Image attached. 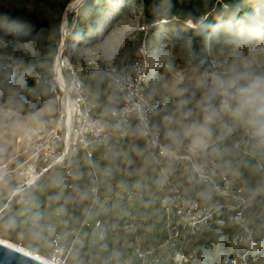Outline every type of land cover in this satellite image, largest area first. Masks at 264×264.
Instances as JSON below:
<instances>
[{"label": "rangeland", "instance_id": "374dc122", "mask_svg": "<svg viewBox=\"0 0 264 264\" xmlns=\"http://www.w3.org/2000/svg\"><path fill=\"white\" fill-rule=\"evenodd\" d=\"M5 1L0 0L1 3ZM107 1L110 7L101 8L93 24L90 23V12L82 6L84 0H21V7L29 14L60 17L59 37L74 27L73 37L68 40V56L76 59L80 66L83 61L97 56L102 60L112 59L116 56V48L119 49L126 39L133 42L136 49L145 44L150 63L147 97L153 105L155 119L159 117L161 121V125L156 126L179 151H192L199 159L213 156L218 160L220 141L236 136L238 142L264 158V144L245 126L220 113L219 101H205L196 90L202 83H211L215 87L214 81L240 74H264V39L233 45L211 37L212 65L210 72H201L189 61L181 59L171 46L170 38L182 31L181 25L161 21L145 35L140 30L141 24L147 22L141 0ZM65 34L68 35V31ZM58 40L52 42L43 56L33 41L8 43L0 38V50L29 52L38 56L39 65L47 67L54 60L53 53L60 44ZM104 53L113 54L107 57ZM5 58L8 56L0 52V61ZM90 76L87 77L89 82L95 79L99 85L110 86L102 76ZM26 94V91L0 94V201L5 196L8 199L11 192L30 177L31 146L53 129L57 119L59 107L53 94L31 114L23 112L22 105L17 103ZM113 96L116 99V95ZM71 165L75 173L81 174L74 178L72 186H59L61 172L58 171L50 177L39 178L32 186L28 207L10 205L0 210V238L21 248L24 247L22 243H32L35 253L44 258L52 250L51 223L56 225L62 241L70 240V231L78 229L89 207L87 190L91 187L88 164L81 153L73 155ZM163 166L170 167L167 163ZM95 167L102 171L101 193L113 200L105 204L101 217L103 225H90L81 230L80 242L74 246L66 264L75 263L73 252H76L78 264H132L137 257L136 247L148 251L143 264H178L181 258L177 254L182 252L192 254L187 264H204V255L199 249L196 253L190 249L185 233H175L166 227L162 202L171 188L181 189L176 182L177 167L172 174L167 169H157L148 153L132 143L123 151L105 152L103 158H97ZM191 182L200 183L197 180ZM262 186L264 190V179ZM201 202L209 206L227 203L210 194ZM250 207L247 213L251 215L257 238L241 264H264V196L251 197ZM91 211L94 213L93 209ZM117 234H120L118 240Z\"/></svg>", "mask_w": 264, "mask_h": 264}, {"label": "built area", "instance_id": "2783aa9c", "mask_svg": "<svg viewBox=\"0 0 264 264\" xmlns=\"http://www.w3.org/2000/svg\"><path fill=\"white\" fill-rule=\"evenodd\" d=\"M153 25L155 23L145 22L141 24L140 30L148 35ZM67 31L69 35L70 30L65 33ZM65 33L59 37L60 44L53 53L54 60L52 59L49 67L52 94L59 107L55 126L31 146L28 160L30 177L34 175V180L28 183L29 177L15 188L0 210L3 211L10 205L28 207L32 200V186L39 178L50 177L58 171L61 172L58 175L59 186H72L74 178L81 174L74 172L71 160L75 153H81L88 164L87 172L91 182V187L87 190L89 207L78 229L70 231L68 242L62 241L63 237L54 223L50 225L52 250L46 258L52 264H66L74 246L80 242L81 230L90 225H103L101 217L105 204L113 200L111 196L101 193L102 171L95 167L97 158H103L105 152L110 154L113 151L125 150L133 134L157 169H167L169 174H172L174 167L179 171H186L194 180L206 185L209 192L217 195L220 201H227L224 206L203 205L200 199L184 195L175 189L171 182L169 184L173 188L162 202L166 227L175 230V233L194 232V229L200 226L211 224L212 215L222 207L226 219L219 217L215 222L219 225L229 222L238 226L240 235L237 244L243 247L244 252L240 258L239 255L229 257L227 254H221L219 263L241 264L251 246L256 244V231L250 226L247 217L251 195L246 193L234 168L220 165L213 156L199 159L192 151H179L164 137L161 129L151 123L153 105L146 92L150 63L145 44L137 49L129 62L102 60L97 56L80 66L75 65L66 52L68 35ZM90 75H99L106 79L116 95V103L106 112L101 110L97 96L91 89V83L87 80ZM165 163L170 167L165 168ZM181 247L182 245L179 249ZM139 250L135 248L137 257L132 264H143L144 255L148 251ZM197 251V248L193 249L194 253ZM177 256L181 258L177 261L178 264H187L192 254L182 252Z\"/></svg>", "mask_w": 264, "mask_h": 264}, {"label": "trees", "instance_id": "16d2710c", "mask_svg": "<svg viewBox=\"0 0 264 264\" xmlns=\"http://www.w3.org/2000/svg\"><path fill=\"white\" fill-rule=\"evenodd\" d=\"M141 1L147 22L155 23L150 32L161 21L164 23L173 22L182 26L180 33L172 34L171 46L179 53L181 59L189 61L193 68L201 72H210L212 65L211 37L222 43L233 45H242L249 40L264 39V0ZM82 6L90 12V23L93 24L99 17V10L109 8L110 3L107 0H84ZM59 23L60 17L54 19L51 16L25 12L21 7V0L0 2V38L8 43L22 44L33 41L39 46L42 56L47 54L52 42L58 40ZM73 34L74 27L70 30L66 40L67 54L68 40L73 37ZM136 48L137 46L133 45V42L126 39L119 47L116 56L111 60L129 62L137 51ZM0 52L8 56L0 61V94L26 91L25 98L18 100L17 103L22 105L23 112L33 113L42 103L48 101L53 93V85L49 76L50 65L47 64V67L39 65L38 56L29 52L11 51L8 48L1 49ZM70 59L75 65H78L76 59ZM85 62L83 61V64ZM90 83L92 91L99 100L101 110L106 112L116 103L111 87L106 84L99 85L95 79ZM196 90L205 101H219L214 96L215 87L211 83H202L196 87ZM102 94H108V97L102 98ZM150 121L152 124L161 125L160 118L155 119L152 112ZM231 138V140L222 139L220 141L218 162L222 166L229 165L237 171L241 185L251 197L254 199L263 197L264 158L257 155L251 147L245 146L243 142H238V137L231 136ZM130 139V143L141 145L133 134ZM177 175L176 182L181 186V189L178 190L182 194L200 200L210 194L211 197L220 201L217 195H212L209 192L206 185L191 182L194 179L188 172L178 171ZM255 192H259V194ZM6 199L7 196L0 201V207L5 204ZM249 208H251L250 201L248 210ZM219 217L226 219L223 209L214 212L211 224L202 226L192 234L185 233L190 242V249L197 248L201 251L202 256L204 255V264H220L221 254H227L229 257L239 255L240 258L244 252L243 247L237 244V238L240 235L238 226L229 222L219 225L215 222ZM247 217L250 226H252L250 213H247ZM179 229L181 230V228ZM119 238L120 234H117L116 239ZM22 245L34 253L37 252L29 243H22ZM73 253H75L73 257L75 263L73 264H78L76 263L78 262L76 252ZM223 264H229V262Z\"/></svg>", "mask_w": 264, "mask_h": 264}, {"label": "clouds", "instance_id": "9594fccd", "mask_svg": "<svg viewBox=\"0 0 264 264\" xmlns=\"http://www.w3.org/2000/svg\"><path fill=\"white\" fill-rule=\"evenodd\" d=\"M214 84L218 111L245 126L264 144V74H240Z\"/></svg>", "mask_w": 264, "mask_h": 264}, {"label": "water", "instance_id": "95a60500", "mask_svg": "<svg viewBox=\"0 0 264 264\" xmlns=\"http://www.w3.org/2000/svg\"><path fill=\"white\" fill-rule=\"evenodd\" d=\"M30 252H33L30 250ZM0 264H47L32 253H25L0 242Z\"/></svg>", "mask_w": 264, "mask_h": 264}, {"label": "bare ground", "instance_id": "6f19581e", "mask_svg": "<svg viewBox=\"0 0 264 264\" xmlns=\"http://www.w3.org/2000/svg\"><path fill=\"white\" fill-rule=\"evenodd\" d=\"M31 179H29V181H28V183H31L33 180H34V175H32V177H30ZM0 242L1 243H4V244H6V245H9V246H11V247H13V248H15V249H17V250H20V251H23V252H25V253H32V254H34V255H36V257L39 259V260H41V261H43V262H45V263H47V264H52V263H50L49 261H48V259L45 257H43V256H40V255H37L36 253H34V252H30V250L28 251V250H26V249H24L25 247H23V248H21V247H19V246H17L16 244H14V243H12V242H9V241H7V240H5V239H3V238H0Z\"/></svg>", "mask_w": 264, "mask_h": 264}, {"label": "crops", "instance_id": "0c3cea01", "mask_svg": "<svg viewBox=\"0 0 264 264\" xmlns=\"http://www.w3.org/2000/svg\"><path fill=\"white\" fill-rule=\"evenodd\" d=\"M115 52H116V54H117V52H118V48H116V51H115ZM112 54H113V53L107 55V53H104V56L111 57ZM29 244L31 245L32 243H29ZM32 245H33V244H32Z\"/></svg>", "mask_w": 264, "mask_h": 264}]
</instances>
